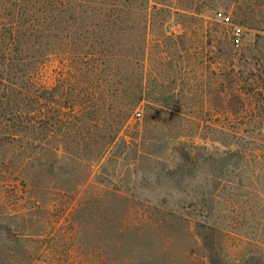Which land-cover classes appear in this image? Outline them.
Masks as SVG:
<instances>
[{
    "label": "trees",
    "instance_id": "16d2710c",
    "mask_svg": "<svg viewBox=\"0 0 264 264\" xmlns=\"http://www.w3.org/2000/svg\"><path fill=\"white\" fill-rule=\"evenodd\" d=\"M208 4L210 0H0V151L27 155L24 165L37 161L40 169L52 172L63 163L64 152L69 156L64 163L81 166L87 171L83 183H88L94 164L128 146L122 131L132 119L139 120V109L147 117L165 112L184 120L188 113L178 101L185 96L205 101L188 109L203 140L230 149L233 141L225 140L241 138L232 126L235 117H256L255 128L262 132L264 88L245 93L235 86L241 68L237 62L253 51L239 47L242 34H230L225 26L231 19H220L216 12L211 17ZM256 40L264 41V34ZM55 63L63 74H57L51 87L42 86L44 68ZM161 80L189 82L192 88H151ZM252 94L254 107L247 102ZM205 131L213 137L208 139ZM258 142L264 148V139ZM75 151L85 156L82 162L73 158ZM122 204L124 200L111 205ZM162 211L154 221L139 220L184 232L205 251L204 264L254 259L249 254L231 262L217 250L229 235L212 229L194 233L186 217ZM168 244L170 240L164 241L163 247ZM114 247L105 264H157L128 261ZM39 252L30 249L24 257L31 264L38 254H55ZM186 263L194 264L189 257L160 264Z\"/></svg>",
    "mask_w": 264,
    "mask_h": 264
},
{
    "label": "rangeland",
    "instance_id": "374dc122",
    "mask_svg": "<svg viewBox=\"0 0 264 264\" xmlns=\"http://www.w3.org/2000/svg\"><path fill=\"white\" fill-rule=\"evenodd\" d=\"M210 3V16L216 12L229 17L226 29L230 34L239 31V47L253 51L237 62L241 68L235 86L245 93L264 88V41L256 40L264 34V0ZM63 72L58 63L48 65L39 83L51 87ZM188 83L161 80L151 88L189 91ZM202 102L201 96L180 98L178 104L188 113L184 120L165 112L147 117L139 109V120L132 119L122 131L128 146L117 147L103 164H94L88 183H83L87 171L64 163L69 157L64 152L63 163L52 172L40 169L37 161L24 165L27 155L0 151V264H29L24 256L30 249L55 252L38 254L31 264H105L115 245L134 263L189 257L204 264L205 251L184 232L139 220L154 221L163 209L186 217L194 233L212 229L229 235L217 250L231 262L251 254L254 259L243 264H264V148L257 146L264 130H256V117H235L232 126L241 138L226 139L234 143L230 149L203 140L188 112ZM247 102L254 107L257 99L252 94ZM75 153L73 158L82 162L85 156ZM119 200L124 204L112 207ZM166 240L171 244L163 247Z\"/></svg>",
    "mask_w": 264,
    "mask_h": 264
},
{
    "label": "built area",
    "instance_id": "2783aa9c",
    "mask_svg": "<svg viewBox=\"0 0 264 264\" xmlns=\"http://www.w3.org/2000/svg\"><path fill=\"white\" fill-rule=\"evenodd\" d=\"M218 17H219L220 19H226V20H227V18H225L224 16H222V14H219ZM138 115H139V114H138Z\"/></svg>",
    "mask_w": 264,
    "mask_h": 264
}]
</instances>
